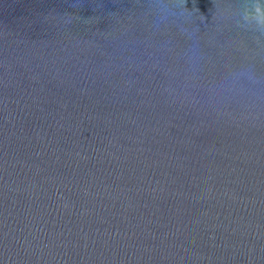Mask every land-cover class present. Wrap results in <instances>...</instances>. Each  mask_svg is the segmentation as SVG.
<instances>
[{
	"label": "water",
	"instance_id": "1",
	"mask_svg": "<svg viewBox=\"0 0 264 264\" xmlns=\"http://www.w3.org/2000/svg\"><path fill=\"white\" fill-rule=\"evenodd\" d=\"M0 264H264V0H0Z\"/></svg>",
	"mask_w": 264,
	"mask_h": 264
}]
</instances>
